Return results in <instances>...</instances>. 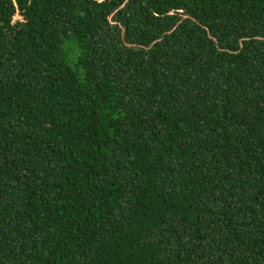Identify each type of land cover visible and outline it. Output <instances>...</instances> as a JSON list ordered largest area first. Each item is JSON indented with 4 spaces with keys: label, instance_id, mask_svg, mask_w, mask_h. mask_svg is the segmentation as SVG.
Wrapping results in <instances>:
<instances>
[{
    "label": "trees",
    "instance_id": "1",
    "mask_svg": "<svg viewBox=\"0 0 264 264\" xmlns=\"http://www.w3.org/2000/svg\"><path fill=\"white\" fill-rule=\"evenodd\" d=\"M0 264H264V0H0Z\"/></svg>",
    "mask_w": 264,
    "mask_h": 264
},
{
    "label": "rangeland",
    "instance_id": "2",
    "mask_svg": "<svg viewBox=\"0 0 264 264\" xmlns=\"http://www.w3.org/2000/svg\"><path fill=\"white\" fill-rule=\"evenodd\" d=\"M20 18L19 17H16L15 20H19Z\"/></svg>",
    "mask_w": 264,
    "mask_h": 264
}]
</instances>
